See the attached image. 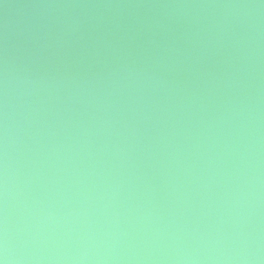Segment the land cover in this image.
<instances>
[{
    "label": "bare ground",
    "instance_id": "bare-ground-1",
    "mask_svg": "<svg viewBox=\"0 0 264 264\" xmlns=\"http://www.w3.org/2000/svg\"><path fill=\"white\" fill-rule=\"evenodd\" d=\"M0 264H264V0H0Z\"/></svg>",
    "mask_w": 264,
    "mask_h": 264
}]
</instances>
